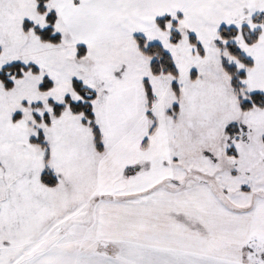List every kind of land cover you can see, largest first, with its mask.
Returning a JSON list of instances; mask_svg holds the SVG:
<instances>
[{
    "label": "snow or ice",
    "instance_id": "1",
    "mask_svg": "<svg viewBox=\"0 0 264 264\" xmlns=\"http://www.w3.org/2000/svg\"><path fill=\"white\" fill-rule=\"evenodd\" d=\"M0 264H264V0H0Z\"/></svg>",
    "mask_w": 264,
    "mask_h": 264
}]
</instances>
